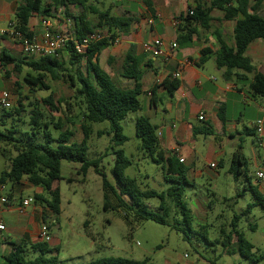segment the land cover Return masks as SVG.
<instances>
[{"label":"trees","instance_id":"obj_1","mask_svg":"<svg viewBox=\"0 0 264 264\" xmlns=\"http://www.w3.org/2000/svg\"><path fill=\"white\" fill-rule=\"evenodd\" d=\"M89 0H52L54 8L59 9L68 4H77L82 7L83 13L77 18L74 25V38L82 40L86 35L95 30L105 31L106 36L91 44L86 52L78 53L75 49L74 41L69 40L64 51L68 53V59L64 62L63 53L60 58L43 57L38 61L26 62L10 54L6 49L0 53V65L5 67L8 64L14 66V73L22 75L25 67L36 72L34 75L27 72L23 75L24 83L31 91H50L51 87L46 78L52 80H64L74 89L75 98L80 100L84 107L83 123L81 129L83 139L80 143L71 141L73 132L65 128L63 118H48L43 110L34 109L30 112L31 132L21 133L18 129L10 128L0 131V152L9 156L10 166L0 174V185H15L27 177L34 186L41 187L44 191H52L54 184L61 179L62 161L81 163V171L85 174L90 167H94L95 172L102 177L104 191V209L115 208L122 214L124 221L135 228L144 221H154L163 225H170L173 229L182 232L184 238L190 240L193 233L194 214L186 201V187L191 186L187 178V168L174 156H165L159 147L157 128L150 119L145 116L136 118V137L140 141L139 149L150 157L156 164L160 165L164 172L165 181L170 186L157 192L151 189H141L136 179L127 176L125 171L131 165L130 158L124 150L114 148L121 146L128 141L124 134L122 123L128 122L132 113L138 112L142 108L140 96L143 94L141 78L142 63L144 57L137 55L135 47L132 46L127 52L123 66L122 76L134 81V87L121 89L117 87L109 74L104 71L98 61L97 55L110 46L116 36L127 34L130 31L134 18L116 17L106 11L87 6ZM264 0H210L209 5L198 2L195 7H190L186 14L181 15L178 25L179 35L177 45L185 47L191 45L193 35L197 33L196 24L203 29H208L213 21L211 12L214 9L223 12L224 21H236L234 26L233 45H228L220 41V49L214 54L216 67L223 71L224 78L231 80L234 75L238 79H247V74H253L250 83L251 90L255 96L264 98V73L259 72L254 66L252 59L246 55L248 46L256 41H264V15H260L257 10ZM50 10L42 6V0H25L16 11L13 28L25 36L31 38L33 33L28 29V23L33 15L48 17ZM97 16V22H92L88 13ZM209 50H202L200 61L208 59ZM242 72V73H240ZM235 73V74H234ZM8 74V73H7ZM19 86V82H16ZM180 86V80L176 78L167 79L164 87L168 94H174ZM155 88H152V92ZM64 100H56L54 92L43 98V106L48 111L66 114L61 110L60 104ZM68 111L72 110V104L65 101ZM19 106L11 109H3L0 115V124L5 125L7 118L15 114L22 115L25 111L23 102H18ZM222 109V108H220ZM108 123L106 131L98 134L111 136V146L116 155L112 173L116 178V185L110 184L105 174L99 168L101 158L88 160L86 152L88 150L87 141L92 134V126L95 123ZM60 130V134L55 138L50 132V128ZM43 133L44 142H38L36 138ZM57 142L56 147L51 143ZM1 144L12 147L16 151L15 156L9 155L2 150ZM109 148V149H110ZM248 159L238 149L230 162L229 171L238 179L240 176L247 178L248 187L252 190L256 203L264 207V198L258 188L252 186L247 177ZM158 198L160 203L157 211L152 210L146 203L150 198ZM36 200H42L36 196ZM112 200V201H111ZM113 200L116 204H112ZM46 205L56 214L61 212V200L57 194L52 200L43 199ZM250 205L247 208L249 211ZM237 219L235 216L231 222L230 232L222 230L223 254H239L245 259L258 262L264 259V253L256 255L254 245L248 241L243 233L237 229ZM88 228V221L85 222ZM252 227H255L252 225ZM91 236V232H87ZM34 252L35 257L29 259L28 252ZM59 248H51L48 243L40 242L27 247L23 244L15 245L7 255L0 256V264H59ZM146 261H135L121 257H108L91 261L87 264H145ZM210 264H216L212 261Z\"/></svg>","mask_w":264,"mask_h":264},{"label":"crops","instance_id":"obj_2","mask_svg":"<svg viewBox=\"0 0 264 264\" xmlns=\"http://www.w3.org/2000/svg\"><path fill=\"white\" fill-rule=\"evenodd\" d=\"M24 2L25 0H0V53L6 49L26 62L38 61L36 56L22 54L20 44L11 36L17 8ZM103 2L110 4L106 10L111 15L131 17L134 22L129 33L116 36L118 42H113L102 51L106 53L102 63V52L97 55V61L117 87L128 89L134 87V81L122 76L124 58L132 46L137 55L144 57L141 78L143 98L140 97L142 108L138 114L149 118L156 126L162 153L166 157L171 155L176 160H184L181 163L187 168L190 190L203 188L208 191L207 187L218 190L222 177L220 169L226 167L228 174L230 173V162L238 149L249 164L257 160L262 146L258 142L254 123L264 114V98L255 96L251 90L253 74H247V79H238L233 75L228 81L224 78L223 71L216 67L214 60V54L220 49V41L233 45L236 21L222 20L223 12L214 9L211 12L213 21L210 27L203 29L196 24L197 33L193 35L191 45L179 47L176 43L179 30L175 20H179L181 15L186 14L198 2L209 5L210 0H89L86 5L103 11L98 8ZM42 6L51 9L50 15H33L30 18L28 29L33 37L41 38L45 29L44 20L50 23L53 30L66 31L74 36L75 22L83 13L81 6L68 4L67 10L65 7L56 9L52 0H42ZM257 12L264 15V1ZM88 17L92 22H97V16L91 12ZM155 39H162L167 45L174 46L169 59L142 50L143 43ZM203 49L210 51L205 62L200 61ZM246 55L252 59L256 69L264 73V41L252 42ZM63 59L64 62L68 59L66 51ZM3 68L4 88L10 92L14 102V66L8 64ZM178 71L180 86L170 95L164 82L173 78ZM152 88H155L154 92ZM200 113L204 114L201 121L198 119ZM212 164L215 166L212 167ZM9 166L10 162L6 168ZM258 171L264 172V169ZM238 179L245 180L244 189L249 188L245 176ZM258 180L259 187L264 192V183L261 182L264 178ZM7 188L10 191L5 195L2 191ZM5 189H0V226L4 225V228H0V256L7 255L20 243L29 247L42 242L39 233L43 224L48 226L52 236L49 246L60 249L62 241L56 238L52 228L56 224L61 230L58 217L62 214V207L60 214L56 215L43 201L47 198L44 190L30 183L27 177L13 186L5 185ZM36 196L42 200H36ZM3 197L7 199L6 203L1 202ZM28 197H33L34 202L21 213L19 206ZM196 203L197 206H211V201L207 200Z\"/></svg>","mask_w":264,"mask_h":264},{"label":"rangeland","instance_id":"obj_3","mask_svg":"<svg viewBox=\"0 0 264 264\" xmlns=\"http://www.w3.org/2000/svg\"><path fill=\"white\" fill-rule=\"evenodd\" d=\"M103 3L98 5V8L105 11L110 4ZM105 54L102 52L100 63ZM27 72L36 75L34 71L25 68L22 75L14 73L13 76L15 82H19V86L13 83L16 91L12 110L19 106V101H22V108L25 111L20 117L17 114L8 117L5 125L0 124V131L16 128L21 133H30V112L39 109L43 110L48 118L55 120L63 118L65 128L73 132L71 141L80 143L83 139L81 124L84 107L80 100L75 98L74 89L67 81L52 80L48 77L46 79L51 87L50 91H31L23 81V75ZM4 75V68L0 67V90L5 89ZM51 91L54 92L56 100H64L60 107L66 114L48 111L43 106V98ZM140 97L143 98L142 95ZM67 100L73 105L71 111H68L65 103ZM2 113L0 110V115ZM138 116V112L132 113L128 122L122 123L128 141L114 149L124 150L131 160V165L125 171L127 176L136 179L141 189H151L160 193L166 190L170 183L165 181L162 167L139 149L140 141L136 137L135 123ZM107 127V122L95 123L92 126L93 131L87 141L86 157L88 160L101 158L99 163L101 172L105 174L110 184L116 185V178L112 173L116 155L110 148L111 136L98 134L106 131ZM50 132L55 138L60 134V130L53 127L50 128ZM36 140L44 142L43 133ZM51 146L56 147L57 142L53 141ZM1 148L7 153L11 152L9 155L16 154L8 145L1 144ZM8 163L9 156L0 152V174ZM260 169H264V147L260 148V157L253 160L247 170V177L255 188L260 184L256 175ZM220 172L222 177L218 190L207 187L208 191L203 188L191 191L190 187H186V201L194 214L193 233L188 240L184 238L182 232L170 225L154 221H144L131 229L119 210L113 207L104 209L102 177L95 172L94 167H90L84 174L81 171V163L62 161L61 179L54 184L52 191H44L48 199L52 200L59 194L61 200L62 214L58 217L61 230L56 224L52 228L56 238L62 241L57 254L59 264H87L108 257L146 261L145 264H210L212 261L216 264H264V259L253 262L239 254L222 253L221 231L224 229L230 232L231 222L235 216H238L237 229L254 245L256 255L264 253V207L255 204L256 198L250 188L244 189L246 183L244 179H234L230 173L228 174L226 167L221 168ZM261 182L264 183V180ZM9 191L7 188L2 193L6 195ZM259 191L264 198V192L260 187ZM206 200L211 201L210 207L201 204L197 206V201ZM146 203L152 210L157 211L160 200L154 197L146 200ZM112 204H116V201L113 200ZM250 205L253 206L247 211ZM86 221L89 224L88 228L85 227ZM88 231L91 232V236L88 235ZM27 257L33 259L34 252H28Z\"/></svg>","mask_w":264,"mask_h":264},{"label":"built area","instance_id":"obj_4","mask_svg":"<svg viewBox=\"0 0 264 264\" xmlns=\"http://www.w3.org/2000/svg\"><path fill=\"white\" fill-rule=\"evenodd\" d=\"M43 24L45 29L40 39L35 37L29 38L21 32L15 30L12 26L11 36L20 44L22 54L32 57L36 56L38 59L43 57L60 58L61 53L65 50L66 44L69 40H73L76 51L83 54L91 44L102 40L106 36L105 31L95 30L79 41L66 31L53 30L47 20H44ZM179 24L180 20H175V25L177 27ZM117 42L118 40L115 39L114 43ZM173 49L174 46L167 45L162 39H155L151 42H145L142 44V50L144 52L153 53L155 56L162 57L166 60L171 57ZM173 78L179 79L180 71L176 72L173 75ZM13 103L14 102L10 92L5 89L0 90V107L3 109H11ZM198 119L200 121L203 120L204 114L200 113ZM254 127L258 136V142L262 147H264V114L255 121ZM180 161L183 162L184 160L180 159ZM214 166L215 164H212V167ZM256 175L259 179L264 178L263 171H258ZM0 189H5V186L0 185ZM1 202L6 203L7 199L5 197L1 198ZM33 202V197L23 199L19 206L20 212L23 213ZM0 228H4V225H1ZM39 236L42 242L49 243L51 241L52 236L46 224L41 226Z\"/></svg>","mask_w":264,"mask_h":264}]
</instances>
